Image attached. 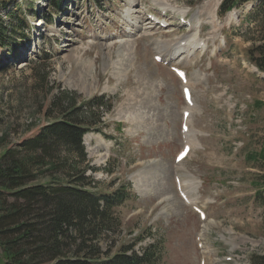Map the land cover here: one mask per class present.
I'll return each mask as SVG.
<instances>
[{
  "label": "rangeland",
  "instance_id": "374dc122",
  "mask_svg": "<svg viewBox=\"0 0 264 264\" xmlns=\"http://www.w3.org/2000/svg\"><path fill=\"white\" fill-rule=\"evenodd\" d=\"M204 1L64 0L56 8L49 0H0V155L56 120L55 104L113 99L83 137L95 168L85 174L98 194L129 186L116 208V242L134 243L138 253L156 242L157 264H251L264 243V206L254 198L264 154V72L249 55L264 43V13L241 5L220 16L217 7L212 30L208 14L198 16ZM152 13L168 24L146 27ZM182 15L187 21L179 24ZM196 18L207 47L168 58L166 44L183 42ZM172 66L186 71L185 84ZM184 86L193 106L182 97ZM187 109L189 129L181 132ZM182 144H195L187 163L174 161ZM181 171L183 183L195 187H186L187 202L206 219L179 196Z\"/></svg>",
  "mask_w": 264,
  "mask_h": 264
},
{
  "label": "trees",
  "instance_id": "16d2710c",
  "mask_svg": "<svg viewBox=\"0 0 264 264\" xmlns=\"http://www.w3.org/2000/svg\"><path fill=\"white\" fill-rule=\"evenodd\" d=\"M63 1L49 3L61 8ZM245 1L222 0L219 12ZM257 11L264 13V0H258ZM4 30L1 25V44ZM252 49V63L264 71V43ZM55 105L56 120L0 155V264H157L161 249L156 242L139 253L134 243L116 242L121 219L115 209L129 198V186L98 194L85 174L95 168L82 137L97 125L96 112H110L114 100L99 95ZM260 157L255 197L264 204V154ZM251 263L264 264V253L254 254Z\"/></svg>",
  "mask_w": 264,
  "mask_h": 264
},
{
  "label": "bare ground",
  "instance_id": "6f19581e",
  "mask_svg": "<svg viewBox=\"0 0 264 264\" xmlns=\"http://www.w3.org/2000/svg\"><path fill=\"white\" fill-rule=\"evenodd\" d=\"M159 3L161 5H163V6H165L163 4V2L159 1ZM218 4H219V0H206V1H204V4H203L204 8L201 9L199 14H198V16L199 15H203L204 13L208 14L207 18L209 20L208 22H210V24H212V30H215L219 26L218 23L215 20V18H216L215 12L217 10ZM156 23L160 24L161 22L158 20V22H156ZM163 24L167 25L168 23L166 21H163ZM201 24L202 23L200 22V19L196 18L194 20V22L191 24V27H190L189 32H188L189 34L187 35V37L184 39L183 42H181L180 40L179 41L175 40V41H172V43H170V44L169 43L166 44V47H164L166 49V51H168L166 53V55L168 54L169 56H171V57H168V58H174L175 56H179L182 52H185V53L189 54L190 52H192V51H194V50H196L198 48H201L202 50L205 49L204 46L206 45L207 42L204 41L203 43H201L202 40L199 38V34H200L199 30L201 28ZM182 46H185V49H182ZM186 47H187V49H186ZM188 50H191V51H188ZM161 51H163V50H161ZM156 54L157 55H161V53H156ZM165 58H167V56ZM191 105L193 106V104H191ZM191 133H188V134H191ZM184 184H186V186H191V189H195L193 184L192 183H188L187 180L184 181ZM191 201H192V199H188V202H191Z\"/></svg>",
  "mask_w": 264,
  "mask_h": 264
}]
</instances>
